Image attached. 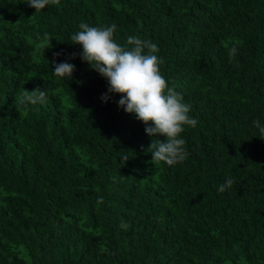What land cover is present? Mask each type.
<instances>
[{"label": "trees", "instance_id": "16d2710c", "mask_svg": "<svg viewBox=\"0 0 264 264\" xmlns=\"http://www.w3.org/2000/svg\"><path fill=\"white\" fill-rule=\"evenodd\" d=\"M35 12L0 0V264H264V139L252 125L264 124V0H60ZM81 21L115 23L122 46L129 35L158 45L198 121L181 134L184 162L152 163L143 122L120 94L101 100L107 82L79 56L72 79L53 74V60L82 51L70 43ZM36 87L46 102L17 108ZM226 176L235 183L218 193Z\"/></svg>", "mask_w": 264, "mask_h": 264}, {"label": "clouds", "instance_id": "9594fccd", "mask_svg": "<svg viewBox=\"0 0 264 264\" xmlns=\"http://www.w3.org/2000/svg\"><path fill=\"white\" fill-rule=\"evenodd\" d=\"M28 7L34 8L35 13L45 9L48 5H56L60 0H23ZM79 30L70 36V43L80 45L82 51L73 52L68 59L57 63L53 60V74L57 77L70 80L76 66L68 60L77 56L95 70L107 82V91L101 95L103 102L112 99V94H120L116 101L118 107L126 113L134 114L135 118L145 125V132L153 137L151 143L141 150L151 153L154 164L166 163L174 166L184 162L189 152L186 149V140L182 137L185 127H196L197 119L191 117L190 105L183 101V94L176 91L174 86H169L168 81L161 73L160 66L165 63L163 57L158 55V45L151 40H145L137 35H129L125 45L115 41L114 33L117 25L90 26L81 21ZM47 43H42L43 53L51 47L52 37H47ZM238 52V46L233 45L228 49V58L231 61ZM61 53L54 52L53 56ZM82 83V82H81ZM47 99L46 90L39 87L26 90L17 101V108H29L37 104H44ZM258 129L261 139H264V124L259 118L252 121ZM162 136L164 139L156 138ZM129 157H122L126 162ZM235 183L231 177L225 178L224 183L217 188L218 193H223ZM121 227L128 225L121 222Z\"/></svg>", "mask_w": 264, "mask_h": 264}]
</instances>
